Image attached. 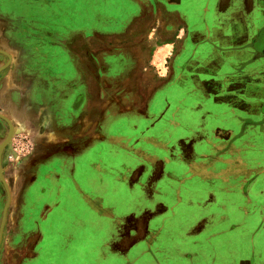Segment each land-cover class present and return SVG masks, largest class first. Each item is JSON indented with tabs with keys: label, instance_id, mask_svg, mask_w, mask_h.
I'll list each match as a JSON object with an SVG mask.
<instances>
[{
	"label": "rangeland",
	"instance_id": "rangeland-1",
	"mask_svg": "<svg viewBox=\"0 0 264 264\" xmlns=\"http://www.w3.org/2000/svg\"><path fill=\"white\" fill-rule=\"evenodd\" d=\"M142 1L144 12L138 0H0V92L15 99L9 110L0 106V128L8 134L1 143L0 223L7 200L2 179L11 211H37L39 201L24 203L23 195L35 200L48 193L52 199L68 159L63 153L74 144L75 185L78 170L92 193L108 194L119 180L131 195L153 193L158 185L162 192L168 184L165 192L189 195L196 204L208 200L210 218L201 227L245 229L264 243V140L232 136L245 125L257 130L262 124L217 121L224 119L221 113L200 101L199 92L201 84L205 93L217 89L208 58L245 46L259 26L235 22L249 19L244 0H204L207 8L196 13L206 22L199 29L192 23L193 34L203 29L201 42L193 44L205 46L199 60L201 48L186 47L182 24L158 22L161 13L155 16L151 0ZM215 3L217 10L211 9ZM171 38L177 51L163 60V41ZM224 56L231 66L232 54ZM202 178L208 185L193 187ZM183 179L192 186H183ZM220 179L229 182L223 194L228 202L218 211ZM219 220L229 225L220 229ZM23 221V215L8 218L3 230L23 227ZM22 239L8 231L4 242Z\"/></svg>",
	"mask_w": 264,
	"mask_h": 264
},
{
	"label": "crops",
	"instance_id": "crops-1",
	"mask_svg": "<svg viewBox=\"0 0 264 264\" xmlns=\"http://www.w3.org/2000/svg\"><path fill=\"white\" fill-rule=\"evenodd\" d=\"M165 1L173 7L164 6L160 2L161 5L153 9L161 13L158 15V22H180L184 28V42L189 44L186 47L190 49L191 46H199L201 49L196 58L203 60L201 50L205 46L193 45L201 42L199 37H203V29L195 35L192 27L198 26L199 29L206 20L191 18L189 13L207 8L204 0L205 8L202 7V0L200 3L191 0H179L178 3L174 0ZM139 3L135 4L144 12V5ZM215 4L217 8L211 5V9H218L219 4ZM165 11L170 12L168 19L165 18L168 15ZM179 12L185 16L181 17ZM0 22H3L1 18ZM250 24L253 27L262 25L260 22H249ZM231 25L233 23L229 22L227 32L231 31ZM228 35L227 33L225 37ZM171 39L172 41H163L166 43L161 47L164 53L160 58L163 60L177 51L176 40ZM187 52L191 56V50ZM233 53L231 52V66H223L219 71L217 68V93L210 105L215 108L217 115L221 113L224 118L217 121L262 124L257 130L247 129L249 125H245L244 130L233 132L234 138L264 140V54L250 59L249 51ZM194 59L192 61L195 64ZM228 81L237 82V87L229 90L219 86V83ZM10 101L15 102V99L9 94L6 100L0 92V106L4 110H9ZM7 135L0 128V168L4 149L1 148V143ZM72 146L71 152L63 153L68 159L61 163L59 181H56L57 192L53 198L49 199L48 193L35 200L23 195L24 203L39 201V210L11 211V198L9 199L5 222L12 217L17 220L22 215L25 221L23 227L19 225L4 228L0 242V264H264V243L258 242L254 233L253 236L245 235V229L231 226L221 231L216 227L207 229V223L203 225L206 228L202 229V221L210 218L208 200L196 204L190 200L189 195L184 199L183 195L170 194L169 191H164L169 190L168 184L162 192L159 190L162 186L158 185L153 193L131 195L126 189L127 184L121 180L118 183L115 180V183L109 185L108 194L92 193L89 180H80V177H84L80 170L75 185V145ZM29 174L33 180L34 173L30 171ZM183 180V186H192L191 181ZM208 181L207 178L199 179L194 182L193 187L203 186L204 183L208 185ZM217 183L218 188L222 187L223 196L227 193L225 184L229 182L220 179ZM84 188L89 190L87 194L81 191ZM7 189L9 191L8 187ZM216 195L215 209L224 210L227 207L224 202L228 201L224 200V196L220 198ZM91 202H100V205L89 206L88 203ZM218 202H222V205L219 206ZM161 203L167 210H160ZM216 224L220 229L229 225L223 224L222 220ZM8 231L13 236L23 235L22 242H4ZM239 231H242L244 238L238 239ZM241 240L243 241L240 242Z\"/></svg>",
	"mask_w": 264,
	"mask_h": 264
},
{
	"label": "flooded vegetation",
	"instance_id": "flooded-vegetation-1",
	"mask_svg": "<svg viewBox=\"0 0 264 264\" xmlns=\"http://www.w3.org/2000/svg\"><path fill=\"white\" fill-rule=\"evenodd\" d=\"M174 1L178 3L179 0H174ZM191 1L192 2H199V3L201 2V0H199V1H197V0H195V1L194 0H191ZM138 2H140V4H143L144 5V2L142 0L141 1L138 0ZM160 2L164 6L173 7L172 4L168 5L167 4V1H165V0H151L152 10L155 9V8H157V6H160L161 5ZM244 2H246V4H244V6H245L244 11H246V14H247V16H249V19H246V20L240 19L241 21L238 20V21H235V22H264V19H263L264 18V7H262L263 0H244ZM252 2H253V4H252ZM202 3H203V0H202ZM204 3L206 5V2H204ZM204 3L202 5L205 7ZM144 8H145V5H144ZM255 8H256V10H255ZM234 9H237V7L234 8ZM196 11L195 12H192L193 13L192 16H191L192 13H189V15H190L191 18L192 17H198V18H200L199 16H197ZM165 12H168V11H165ZM156 13H157V9L153 11V14H156ZM169 13L170 12H168V15H169ZM179 14H180V12H179ZM168 15H166V18L167 19L169 18ZM180 15H181V17H184L185 16L183 14H180ZM186 16H188V15L186 14ZM200 19L202 21L205 20L202 17ZM225 21H227V20L224 18V22ZM258 30H259L258 31V34L253 35V37L250 38V40L248 41V43L245 46H242V47L237 48V49L234 48V49L231 50V52H234L235 54H240V52H243L244 50L249 51L250 52L249 55H251L250 59L255 58V57H258V56H262V54H264V26L259 27ZM231 52H226V53H231ZM220 55H221V57L218 58ZM220 55L215 60H214L213 57L208 58V60H212V61H214L213 63H215V67L212 68L213 70L215 69V74L217 73V68H218V71H219V68L223 69V66L226 67V65H227V62H224V58L225 59H227V58L224 56V52L222 50L220 51ZM236 58H238V57H236ZM229 78H231V76ZM219 86L220 87L221 86L222 87L224 86V89L225 88H228L229 90H231V89L237 87V82L233 83V81H228V83L225 82L224 84H223V82H221V83H219ZM202 89L199 88L200 101H203V100H209L210 102L213 101L214 100V97H216L217 89H215L214 95H213L212 92H209V93L206 92L205 93V92L202 91ZM9 199H10V197H9ZM6 213H7V211H6ZM5 221H6V216H5ZM4 224H6V222Z\"/></svg>",
	"mask_w": 264,
	"mask_h": 264
},
{
	"label": "water",
	"instance_id": "water-1",
	"mask_svg": "<svg viewBox=\"0 0 264 264\" xmlns=\"http://www.w3.org/2000/svg\"><path fill=\"white\" fill-rule=\"evenodd\" d=\"M4 54L10 59V57L6 53H4ZM0 178H2V177L0 176ZM2 182H3L4 188L6 190L7 200H6V204L4 206L3 212H2V221L0 223V242H1L2 232H3L4 222H5V214H6V211H7L8 204H9V191H8L7 186H6V184H5L3 179H2Z\"/></svg>",
	"mask_w": 264,
	"mask_h": 264
},
{
	"label": "bare ground",
	"instance_id": "bare-ground-1",
	"mask_svg": "<svg viewBox=\"0 0 264 264\" xmlns=\"http://www.w3.org/2000/svg\"><path fill=\"white\" fill-rule=\"evenodd\" d=\"M45 135H46V134H45ZM48 135H49V134H48ZM49 137H50V136H49ZM50 138H52V137H50ZM51 140H52V139H51ZM51 140H50V141H51ZM54 143H56V142H54ZM24 225H25V224H24ZM27 226H28V225H27ZM27 226L25 225V227H27ZM43 228H44V227H43ZM27 230H28V229H27Z\"/></svg>",
	"mask_w": 264,
	"mask_h": 264
}]
</instances>
